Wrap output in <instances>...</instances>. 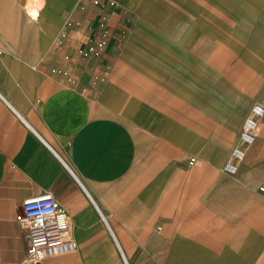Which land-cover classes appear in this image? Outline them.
I'll list each match as a JSON object with an SVG mask.
<instances>
[{"label": "crops", "instance_id": "crops-1", "mask_svg": "<svg viewBox=\"0 0 264 264\" xmlns=\"http://www.w3.org/2000/svg\"><path fill=\"white\" fill-rule=\"evenodd\" d=\"M28 2L0 0V264H23L17 214L46 193L76 250L39 264H264V116L224 171L264 107V0ZM192 157L209 233L171 222Z\"/></svg>", "mask_w": 264, "mask_h": 264}, {"label": "built area", "instance_id": "built-area-1", "mask_svg": "<svg viewBox=\"0 0 264 264\" xmlns=\"http://www.w3.org/2000/svg\"><path fill=\"white\" fill-rule=\"evenodd\" d=\"M263 116V106L252 107L241 132V146L233 149L231 159L224 166L226 174L234 176L238 173L240 164L246 158V149L257 139L259 119ZM259 191L264 195V184ZM17 221L28 243L23 264H39L76 250L68 213L50 193L25 200L17 214Z\"/></svg>", "mask_w": 264, "mask_h": 264}, {"label": "rangeland", "instance_id": "rangeland-1", "mask_svg": "<svg viewBox=\"0 0 264 264\" xmlns=\"http://www.w3.org/2000/svg\"><path fill=\"white\" fill-rule=\"evenodd\" d=\"M31 1L35 7L41 8L42 0ZM31 1L29 0L30 3ZM253 148L254 149L252 150V154H257L258 148L256 146ZM195 164L196 159L194 157L189 158L188 162L186 163L185 173L179 176H176L175 174L170 175L169 183L171 222H173V220H176L180 215L186 221V228L188 230L195 228L198 232L206 230V232L209 233V231L211 230V228L208 226L209 224L205 226V228L202 227L207 221L203 223L204 221L202 219L203 213L205 211H202L200 208L202 202L205 201V199L208 197L207 195H204L202 193L203 190L208 186V179H200L195 168L190 170V167L194 166ZM156 166H162V163L155 162V169ZM177 205H180V207L182 208L181 211H178V209H176ZM212 229L215 230V228L213 227Z\"/></svg>", "mask_w": 264, "mask_h": 264}, {"label": "bare ground", "instance_id": "bare-ground-1", "mask_svg": "<svg viewBox=\"0 0 264 264\" xmlns=\"http://www.w3.org/2000/svg\"><path fill=\"white\" fill-rule=\"evenodd\" d=\"M31 1V0H30ZM39 3V2H38ZM38 6V5H37ZM41 6V5H39ZM27 11H28V14L29 16L33 19V18H36L38 16V13H39V8L38 7H35L33 4H32V1L31 3L28 2L27 4Z\"/></svg>", "mask_w": 264, "mask_h": 264}]
</instances>
